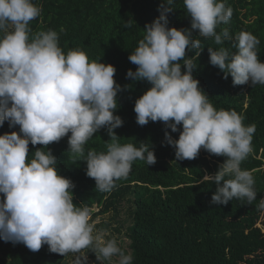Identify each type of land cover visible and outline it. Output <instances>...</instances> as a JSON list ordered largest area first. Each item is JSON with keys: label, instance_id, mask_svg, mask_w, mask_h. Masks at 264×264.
<instances>
[{"label": "clouds", "instance_id": "obj_1", "mask_svg": "<svg viewBox=\"0 0 264 264\" xmlns=\"http://www.w3.org/2000/svg\"><path fill=\"white\" fill-rule=\"evenodd\" d=\"M190 29L169 28L167 15L173 0L158 8L160 15L145 25V35L128 57L137 65L126 79L147 81L152 87L135 101L136 122L145 126L163 122L165 141L175 149L178 161L198 157L201 148L211 155L225 157L215 174H205L201 183L217 185L211 203L227 205L235 199L251 205L257 198L252 172L241 164L252 151L256 125H245L235 110H217L193 77V57L186 49H200L201 40L214 38L216 44L232 42L235 52L221 47L208 48L210 64L218 67L233 86L251 83L264 85V62L257 47L259 39L241 31L234 38L228 28L233 9L224 0H183ZM42 7L33 0H0V127H20V133L0 135V240L13 245L22 243L32 252L47 245L51 253L76 254L72 264H88L87 252L97 261L118 257L116 264H132V255L118 246L115 238L105 239V230L97 229L88 207L73 203L75 184L58 174L57 159L51 150L37 149L29 160V144L45 148L68 136V153L83 158L86 175L95 181L96 189L111 191L116 181L126 178L133 162L156 163L151 146L140 143L121 144L115 129L123 125L114 115L117 95L128 86L114 80L116 68L90 61L81 49L66 54L59 46L54 30L34 35L30 22L40 17ZM131 20L124 22L130 28ZM64 28L60 29L63 33ZM183 61V64L180 62ZM185 71L182 73L181 68ZM182 126V131L178 128ZM102 128L107 129L110 143L106 152L85 145ZM180 131L178 140L168 133ZM222 182V186H221ZM264 209V198L259 204ZM95 232V234H94Z\"/></svg>", "mask_w": 264, "mask_h": 264}, {"label": "trees", "instance_id": "obj_2", "mask_svg": "<svg viewBox=\"0 0 264 264\" xmlns=\"http://www.w3.org/2000/svg\"><path fill=\"white\" fill-rule=\"evenodd\" d=\"M42 7L40 17L30 22L34 35L49 29L59 34V46L66 54L81 49L90 61H98L116 68L114 80L128 86L117 95L114 115L123 120L115 129L119 143H145L154 150L156 163L148 166L145 161L133 162L126 178L116 181L111 191L96 189L95 181L86 175L87 164L83 158L68 153V136L46 148L29 144V160L37 149L51 150L57 159L58 174L70 179L73 203L88 207L91 220L98 221L97 229H104L105 239L115 238L125 255H132V264H264V209L259 207L264 198V85L251 83L233 86L232 78L210 64L208 48L221 47L235 52L232 42L216 44L214 38L199 37L202 50L188 51L196 68L193 77L217 109L235 110L244 117L245 125H256L252 151L241 164L252 172L257 198L251 205L246 200L233 199L227 205L211 203L217 185L202 177L215 174L225 157L209 154L201 148L197 158L178 161L175 149L165 141V126L157 121L140 126L134 112L135 101L152 85L147 81L126 79L129 69L137 70L129 55L143 39L145 25L160 15L158 8L166 0H33ZM233 9L228 24L217 27V33L228 28L233 38L241 31L251 32L260 43L258 56L264 62V0H224ZM172 12L167 15L168 27L190 29L183 0H173ZM131 20L130 28L123 23ZM64 28L63 33L60 29ZM4 33L0 32V37ZM183 64V61L180 62ZM182 73L185 69L181 68ZM182 131V126H178ZM168 133L178 140L180 131ZM20 133V127L9 128L8 122L0 127V135ZM107 129L102 128L85 145L89 149L106 152L110 143ZM222 186V182H221ZM3 199V194H0ZM96 207L97 210L93 209ZM122 211L125 213L121 217ZM122 219V220H121ZM112 225L114 229H112ZM95 234V232H94ZM87 252L88 264H116L97 261L95 254ZM73 253L61 256L51 253L47 245L32 252L22 243L13 245L0 240V264H72Z\"/></svg>", "mask_w": 264, "mask_h": 264}, {"label": "rangeland", "instance_id": "obj_3", "mask_svg": "<svg viewBox=\"0 0 264 264\" xmlns=\"http://www.w3.org/2000/svg\"><path fill=\"white\" fill-rule=\"evenodd\" d=\"M93 209H95V210H97V208L96 207H93ZM124 216H125V213L122 211V213H121V217H123L124 218ZM122 220V219H121ZM112 229H114V226L112 225Z\"/></svg>", "mask_w": 264, "mask_h": 264}]
</instances>
